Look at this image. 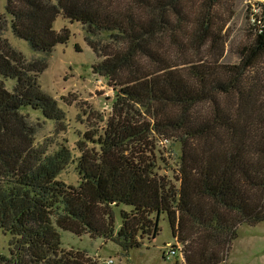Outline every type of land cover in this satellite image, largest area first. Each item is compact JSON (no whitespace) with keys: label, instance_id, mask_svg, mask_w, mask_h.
<instances>
[{"label":"trees","instance_id":"trees-1","mask_svg":"<svg viewBox=\"0 0 264 264\" xmlns=\"http://www.w3.org/2000/svg\"><path fill=\"white\" fill-rule=\"evenodd\" d=\"M221 6L7 0L0 16V229L11 238L0 264H97L83 250L64 248L60 229L114 241L129 255L160 233L163 214L184 264H227L238 226L264 222V32L242 45L238 63L223 62L229 19ZM59 15L85 26L98 57L94 71L116 90L105 130L80 137L77 157L65 143L54 151L37 144L23 110L59 124L66 112L39 81L47 57L30 61L4 36L10 24L34 51L51 53L71 37L55 28ZM160 138L180 146L173 176L160 171ZM73 162L76 185L59 179ZM122 204L130 208L120 209L117 229Z\"/></svg>","mask_w":264,"mask_h":264},{"label":"rangeland","instance_id":"rangeland-1","mask_svg":"<svg viewBox=\"0 0 264 264\" xmlns=\"http://www.w3.org/2000/svg\"><path fill=\"white\" fill-rule=\"evenodd\" d=\"M256 2L262 3L264 0H222L220 11L229 19L224 30L226 45L223 62L232 64L240 61L242 45L252 38L256 30L250 21L252 7ZM6 5L7 0H0V16L6 12ZM194 10L195 8L192 11ZM55 28H68L71 37L67 43L56 45L48 54L34 51L27 41L13 33L10 24L4 36L30 61L47 57L48 66L40 73L39 81L42 88L51 93L66 112L64 123L59 124L32 107L23 110L36 126L37 144L46 145L50 151H54L65 143L77 157L80 155L77 149L80 137L92 133L97 138L105 130L116 90L105 76L94 71L93 66L98 62V57L87 43L85 26L80 21H71L59 15ZM154 144L160 171L173 176L178 167L180 146L161 138ZM59 179L67 184H78L80 174L77 163L67 166ZM121 208L128 209L130 206L122 204L116 209L117 229L122 221ZM159 223L160 233L154 239L146 238L143 245L132 249L129 255L114 241H106L101 237L92 238L89 234L78 235L64 229H60L62 246L85 251L97 264H108L111 258L114 264H184L179 254L164 257V251L168 252L177 241L167 215H161ZM10 238V234L0 229V256L10 255ZM227 264H264V222L238 226V237L229 247Z\"/></svg>","mask_w":264,"mask_h":264},{"label":"built area","instance_id":"built-area-1","mask_svg":"<svg viewBox=\"0 0 264 264\" xmlns=\"http://www.w3.org/2000/svg\"><path fill=\"white\" fill-rule=\"evenodd\" d=\"M264 2H256L253 4L252 12L250 15V21L253 26H255L256 31L259 33L264 32ZM170 254L176 255L179 254L182 257V261L184 262V252L181 248V245L179 246H172L171 249L167 252L164 251V257L169 258ZM108 264H114V260L111 258L107 262Z\"/></svg>","mask_w":264,"mask_h":264}]
</instances>
